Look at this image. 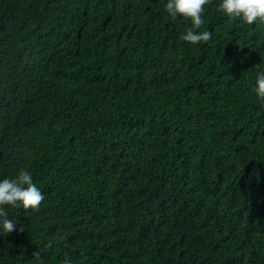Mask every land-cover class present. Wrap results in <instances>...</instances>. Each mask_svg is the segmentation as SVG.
<instances>
[{
  "label": "trees",
  "instance_id": "trees-1",
  "mask_svg": "<svg viewBox=\"0 0 264 264\" xmlns=\"http://www.w3.org/2000/svg\"><path fill=\"white\" fill-rule=\"evenodd\" d=\"M166 3L0 0V180L45 196L0 264H264V24Z\"/></svg>",
  "mask_w": 264,
  "mask_h": 264
},
{
  "label": "clouds",
  "instance_id": "clouds-1",
  "mask_svg": "<svg viewBox=\"0 0 264 264\" xmlns=\"http://www.w3.org/2000/svg\"><path fill=\"white\" fill-rule=\"evenodd\" d=\"M210 2L211 0H167L165 11L173 20L181 16L191 21L192 27L180 39L192 44L211 40L210 31H195L204 24L202 17L205 5ZM216 10L229 19L239 20L247 25L264 24V0H220ZM251 91L261 105H264V73L257 75ZM44 199V194L33 183L31 173L24 168L19 169L15 178L0 180V235L24 230L23 225L17 229L18 222L8 217L5 206L38 211ZM48 246H52L51 242ZM33 256L39 260V253H34ZM61 264H73L72 258L65 253Z\"/></svg>",
  "mask_w": 264,
  "mask_h": 264
}]
</instances>
